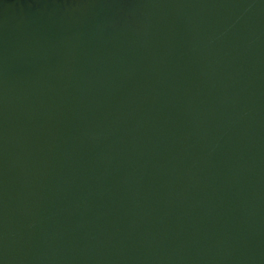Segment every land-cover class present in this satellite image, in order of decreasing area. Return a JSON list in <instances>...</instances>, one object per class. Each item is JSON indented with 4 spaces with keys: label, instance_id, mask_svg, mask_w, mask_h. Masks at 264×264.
<instances>
[{
    "label": "water",
    "instance_id": "water-1",
    "mask_svg": "<svg viewBox=\"0 0 264 264\" xmlns=\"http://www.w3.org/2000/svg\"><path fill=\"white\" fill-rule=\"evenodd\" d=\"M0 264H264V0H0Z\"/></svg>",
    "mask_w": 264,
    "mask_h": 264
}]
</instances>
